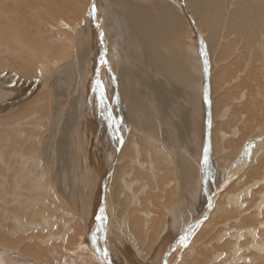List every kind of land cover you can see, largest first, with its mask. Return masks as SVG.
Masks as SVG:
<instances>
[{
    "label": "bare ground",
    "instance_id": "obj_1",
    "mask_svg": "<svg viewBox=\"0 0 264 264\" xmlns=\"http://www.w3.org/2000/svg\"><path fill=\"white\" fill-rule=\"evenodd\" d=\"M258 48L264 0H0V264H264Z\"/></svg>",
    "mask_w": 264,
    "mask_h": 264
},
{
    "label": "rangeland",
    "instance_id": "obj_2",
    "mask_svg": "<svg viewBox=\"0 0 264 264\" xmlns=\"http://www.w3.org/2000/svg\"><path fill=\"white\" fill-rule=\"evenodd\" d=\"M69 1L71 2L72 6H73V3H76V2L78 3V0H69ZM81 6H83V5H81ZM189 16H190V15H189ZM63 18L65 19L64 15H63ZM193 23L195 24V26H198V27H197V29H198V28H199V25H198V24L196 25V23L194 22V19H193ZM64 32H65V28H64ZM241 39L244 40L243 37H242V35H241L239 41H237V43H236V45H237L238 47L235 45V48H234L233 52L230 54V56L227 57L222 63H220V64L218 63L217 66H219V65L224 66L225 64H229L228 62L234 61V59H235V57H236L235 54H236L237 51L241 48V47H240V46L242 45L241 43H243V42H241V41H242ZM222 42H223V40H222V38H221V40H220L218 43L222 44ZM238 42H241V43L239 44ZM220 46H221V45H220ZM220 46L218 45L217 47L220 48ZM51 47H52V46H51ZM236 47H237V49H238V48H239V49L236 50ZM234 53H235V54H234ZM261 53H262V52H261L260 48H258L257 55H258V61H259V62L257 63V61H256L255 64H256L257 66L260 65V66H262V67H261V68L259 67L260 71H259V70L257 71L258 73H259V72H260V73L258 74V77L256 78V81H254V82L252 83V86H253L252 88H253V90H251V91H252V96L255 98V103H256V104H255L256 106H255V108H254V109H255V112H258V111L261 110L262 107L264 106V102H263V100H264V89H263V90H260L261 88L264 87V75H262L263 72H264V69H263V67H264L263 65H264V64L262 65V63H264V58H263L264 54H261ZM205 54H206V50H205ZM233 54H234V55H233ZM261 55H262V56H261ZM206 56H207V55H206ZM207 57H208V56H207ZM249 57H250V56H249ZM261 57H262V61H263V62L260 61V60H261ZM231 58H232V59H231ZM233 58H234V59H233ZM259 58H260V60H259ZM230 59H231V60H230ZM256 59H257V58H256ZM227 60H228V61H227ZM225 61H226V62H225ZM41 62L46 63V59H41ZM261 62H262V63H261ZM260 63H261V64H260ZM222 64H223V65H222ZM243 69H244V70H243ZM261 69H262V70H261ZM215 70H216V67H215ZM215 70L213 69V71H215ZM242 71H245V68H244V67L242 68ZM242 71H241V72H242ZM39 73H40V72H38V74H39ZM243 73H244V72H243ZM240 74H241V73H240ZM238 75H239V74H238ZM238 75L236 74V75L234 76V78H233L232 80H230L231 82L228 81L227 84L225 83L224 86H222V87H223V90H222V88H221V90H220V93H221V94H224L223 91L225 92V91H227V89L235 88L236 86H238V85L240 84V82H238V81L235 82V81H234V79L238 78V77H236V76H238ZM34 79H35V78H34ZM240 79H241V78H240ZM230 83H231V84H230ZM229 84H230V85H229ZM256 85H257V86H256ZM259 86H260L261 88H260ZM225 87H226V88H225ZM227 87H228V88H227ZM255 87H256V88H255ZM257 87H258V88H257ZM254 89H255V90H254ZM245 91H246V89L242 86V87H240V91H235V93L232 92V93H234V94L231 96V99H232V98H233V99L230 100V101L228 102L229 104H227V105H228V112L226 113L227 115H231V113L233 112V110H234L236 107L239 106V105H237L234 101H235V99H236L237 97L240 96V94L244 93ZM256 91H257V92H256ZM261 91H262V92H261ZM236 93H237V94H236ZM260 95H261L263 98H262ZM234 97H235V98H234ZM212 98H213V95H212V96L210 95V100H212ZM250 98H251V97H250ZM250 98L247 96V98L245 99V102H246L247 99L249 100ZM213 99H214V98H213ZM227 101H228V99L226 100V102H227ZM250 101H251V100H250ZM230 102H231L232 104H230ZM262 102H263V103H262ZM233 103H234V104H233ZM225 104H226V103H225ZM257 104H259V105H257ZM229 105H231V106H229ZM224 107H225V108H224ZM224 107H223L224 110H223L222 112H225V110L227 109L226 106H224ZM233 107H234V109H233ZM231 109H233V110H231ZM254 109H253V110H254ZM255 114H256V113H255ZM242 116H243V115H242ZM242 116L239 114V116L236 117V121H235L234 124H230V123L227 122V121H225V122L227 123L228 126H231V127L233 126L232 128H234V127H236V126L238 125V123H239L237 120H240L241 122H243V119L246 120L245 117H247V116H246V115L243 116V117H242ZM238 117H239V118H238ZM211 120H212V118H211ZM225 120H227V119H225ZM211 122H212V126L214 125V127H215V126L217 127V124H218V123H217V122H218L217 119L212 120ZM237 122H238V123H237ZM215 124H216V125H215ZM214 127H212L211 133H212ZM216 127H215V129H217ZM232 128H229V127H228V128L226 129V127H224V128H222V131H223V133L226 134V135H227L228 133L231 134V133H232ZM224 129H225V130H224ZM229 129H230L231 131H230ZM226 132H227V133H226ZM218 137H219V136H218ZM230 137H231V136H230ZM210 139H211V135H210ZM218 139H219V138H218ZM228 139H229V138H228ZM220 140H221V142H219V143H221V145H222V144H223V143H222L223 140H222L221 138H220ZM220 140H219V141H220ZM211 141H212V139L210 140V142H211ZM223 145H224V144H223ZM223 145H222V148H223ZM225 145H226V144H225ZM225 145H224V147H225ZM210 149H212V143H210ZM211 152H212V151H211ZM11 174H12V173H11ZM255 187H256V186H255ZM155 188H156V187H155ZM155 188H154V190H155V191H158V192H156V193H159V190H158L157 188H156V189H155ZM252 189H253V191H251V193H250L251 196L249 195L250 197H247L246 199H249V198H251V199H253V198H254V199H260L259 196H258V193H257V195H256V192H257V191L255 192L254 188H252ZM256 190H260V188H259V187H256ZM160 193H161V192H160ZM160 193H159V194H160ZM163 194H164V192L162 193V195H163ZM14 195H15V194H14ZM252 196H253V198H252ZM162 198L164 199V197H162ZM255 204H256V203H255ZM253 205H254V204H253ZM253 208H255V207L253 206ZM163 211L166 212V208H165V207H163ZM251 211H252V210H251ZM251 211H248V213H245L244 215L240 216V218H239V216H238V218H236V219H237V220H240V219H242L241 217H243V216H244L243 218H245V216H247L249 213H251ZM232 218L234 219L235 216L232 217ZM232 218L229 219V221L231 220L230 222H229V221H225V222H223V223H226V224H223V223L219 222V223H218L219 227H217V225H216V227L219 228V229H221V228L224 229L225 226H228L229 224H232V223L236 222V221H235L236 219L233 220ZM237 222H238V221H237ZM227 224H228V225H227ZM224 225H225V226H224ZM217 228H216V229L214 228V229H215V230L213 229L214 232H213V231L211 232V234H212L213 236H212V235H211L212 237L209 236V238H211V239L213 238V240L215 239L214 241H216V242H217L216 239L219 237V234H220V230L217 229ZM223 229H221V230H223ZM215 232H216V233H215ZM214 235H215V236H214ZM216 236H218V237H216ZM207 237H208V236H207ZM207 237H206V238L204 237V238H205L204 240L202 239L203 242H202V240H200V241L197 243L196 247H194V248H195L196 250H197V249H203L202 251L206 250V249L209 248V247H210V249H211L212 246H209V245H208V244L211 243V242H210V240H209ZM219 239H220V238H218V240H219ZM31 243H32V242H31ZM200 243H201L202 245H200ZM32 245H33V244H32ZM210 245H211V244H210ZM85 246H86V244H85ZM197 246H198V247H197ZM86 247H87V248H86V251H92L91 249H89V246H86ZM33 258H36V257L33 256ZM46 263L48 264L49 261H47Z\"/></svg>",
    "mask_w": 264,
    "mask_h": 264
},
{
    "label": "water",
    "instance_id": "obj_3",
    "mask_svg": "<svg viewBox=\"0 0 264 264\" xmlns=\"http://www.w3.org/2000/svg\"><path fill=\"white\" fill-rule=\"evenodd\" d=\"M192 25H193V29H194V34H197V37L199 38L198 30L196 29V26H194L195 24L192 23ZM201 44H202V46H204L203 40H201Z\"/></svg>",
    "mask_w": 264,
    "mask_h": 264
},
{
    "label": "snow or ice",
    "instance_id": "obj_4",
    "mask_svg": "<svg viewBox=\"0 0 264 264\" xmlns=\"http://www.w3.org/2000/svg\"><path fill=\"white\" fill-rule=\"evenodd\" d=\"M103 95H104V93H103V90L101 91V97H102V100H103ZM102 218V217H101ZM105 255H107V253L105 252Z\"/></svg>",
    "mask_w": 264,
    "mask_h": 264
}]
</instances>
